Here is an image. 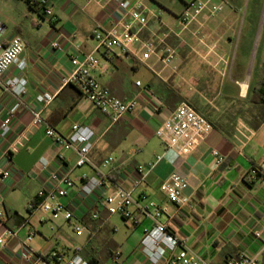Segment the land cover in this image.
I'll return each instance as SVG.
<instances>
[{"label": "crops", "instance_id": "1", "mask_svg": "<svg viewBox=\"0 0 264 264\" xmlns=\"http://www.w3.org/2000/svg\"><path fill=\"white\" fill-rule=\"evenodd\" d=\"M116 1L127 0H47L55 18L51 22L28 0H0V46L20 38L19 61L24 64L23 72L11 67L3 80L23 78L26 105L40 110L58 134L67 136L73 125L93 130L98 140L90 154L92 164L100 166L113 158L110 166L102 168L108 178L105 193L110 183L129 189L126 169L147 166L160 157L134 196L144 193L164 206L160 221L203 264H226L241 256L264 264V17L239 14L238 0H222L224 7L218 15L204 14L184 25L179 19L181 0V10L174 9L176 3L167 6L163 0H129L146 18L144 26L133 24L131 31L142 41L152 42L158 53L174 52L166 67L158 54L142 60L138 44H132L126 56L96 48V32L121 35L130 22L115 10ZM61 33L75 35V39H66L61 50H52L51 42ZM87 54L99 61L92 76L102 87L119 100L138 102L134 111L114 125L74 87L59 89L60 80L72 72L70 58ZM233 54L240 65L230 69ZM44 93L55 95L52 102L36 106L35 97ZM180 103L194 109L212 130L191 154L179 157L155 131ZM10 104L0 88V122ZM30 122L29 114L22 112L8 136L0 137V169L12 172L10 179L0 180V222L18 231L0 250V264H29L28 248L39 255L54 251L71 258L78 254L88 263L149 264L140 241L150 223L135 215L137 223L125 222L127 228L119 233L109 224L114 216L107 215L100 197L80 202L81 177L92 178L95 172L90 166L74 169L73 152H63L62 159H57L56 147L44 128L32 127ZM17 138V151L9 153V145ZM212 151L222 157L220 164ZM252 170L256 176L250 174ZM68 171L74 188L62 202L79 207L81 237L72 228L71 233L66 230L69 225L64 222L49 225L37 216L39 211L30 210L38 190L51 186L50 174ZM172 174L186 181L182 195L188 203L180 209L159 191ZM30 232L35 236L25 243ZM115 251L121 254L117 263L112 260Z\"/></svg>", "mask_w": 264, "mask_h": 264}, {"label": "built area", "instance_id": "2", "mask_svg": "<svg viewBox=\"0 0 264 264\" xmlns=\"http://www.w3.org/2000/svg\"><path fill=\"white\" fill-rule=\"evenodd\" d=\"M91 2L92 0H87ZM183 10L179 15L181 22L186 25L195 21L201 15L216 16L223 10L224 3L222 0H181ZM32 7L39 8L45 17L51 22L55 21L52 11L47 6V0H28ZM115 10L122 17L129 18L130 22L121 35L114 32H96L93 39L96 42V48L102 49L106 54L117 52L121 56L130 54V46L138 44L143 51L142 60L148 59L149 56L158 54V60L163 66H170L174 59V52L170 49L156 52L152 42L142 41L136 32L131 31V25L138 24L144 26L146 18L136 8L132 7L131 1H116ZM73 40L75 35L66 37L59 34L51 42L52 50H61L64 40ZM23 51V44L20 38L15 37L5 46H0V88L2 92L11 100V104L2 114L0 122V137L6 138L16 119L26 112L31 118L32 127H43L45 135L52 140L57 150V159L61 160L63 152H73L75 154V163L73 168L80 169L90 166L95 172L92 178L81 177L82 184L78 199L85 203L90 198H101L102 204L108 216H118L124 222L136 224V217L140 216L150 223V228L144 229L143 238L140 241V248L149 264H203L194 252H192L185 241L178 240L174 235L167 231L165 223L160 221L164 215V206L150 201L146 194L139 193L137 197L134 192L143 183L146 173L159 162L160 157H156L154 162L147 166H136L127 168V181L129 189H123L112 183L109 184V192L105 193L108 178L102 172V168L108 167L113 163V158L108 157L102 161L100 166L92 164L90 154L98 138L93 130L89 127L73 125L67 136L58 134L54 128L49 126L41 117L40 110L28 107L25 103L27 95L26 81L21 77H13L3 80V76L11 67L21 73L24 70L23 62L19 57ZM72 72L66 78L59 82V89L66 86L74 87L80 95L89 101L102 115L106 116L110 124H116L124 115L134 111L138 106L136 99L122 101L110 94L102 87L92 73L98 69L99 61L93 54L83 55L81 58H70ZM136 86H140L136 82ZM54 94L44 93L35 97L34 103L38 107H45L50 104ZM212 130L209 123L188 104L180 103L170 115L161 123L155 131V136L160 139L167 149L173 151L176 156H187L200 145ZM264 136V122L262 126ZM15 139L9 147V153L17 151V141ZM216 164L222 162V157L216 152H211ZM71 171V170H70ZM58 175L53 172L49 179L51 186L38 190L36 202L30 206L31 211H42L48 214L51 220H61L69 225L76 237L83 234L82 226L79 222V207L72 204H64L69 192L74 188V182L68 175ZM256 176V170L250 172ZM12 177L11 170L0 169V180L6 181ZM186 186L185 179L177 174L170 175L160 186L159 191L165 197L169 204L177 209L187 205L188 201L183 197L182 192ZM2 213L0 212V219ZM95 218V216H93ZM18 231H12L5 228L0 222V250L6 247L7 240L16 238ZM35 232H30L25 238V243L32 241ZM258 236V235H257ZM120 252L115 251L112 257L113 262L117 263L120 258ZM27 258L29 264H89L78 254L71 258H65L63 254L51 251L48 254H36L31 249H27ZM226 264H259L253 257L241 256L236 260H230Z\"/></svg>", "mask_w": 264, "mask_h": 264}, {"label": "rangeland", "instance_id": "3", "mask_svg": "<svg viewBox=\"0 0 264 264\" xmlns=\"http://www.w3.org/2000/svg\"><path fill=\"white\" fill-rule=\"evenodd\" d=\"M164 3L170 5L172 2L176 3V6H173L175 10H181L182 4L180 3V0H163ZM241 3V6L237 9H239V14H246V15H253V16H260V18L264 17V0H238ZM167 9V8H166ZM177 30L180 29L181 25L179 22H177ZM183 58V55H182ZM233 65H240L239 59L235 57V54L232 55L231 60L229 61V66L230 69L233 67ZM37 216H41L44 219H46V223L52 226L59 225L60 224V219L51 222H48L47 220L50 219V216L48 214L43 213L42 211H39L37 213ZM110 225H113L119 229V233H122L127 226L125 225V222L118 216L112 217V219L109 222ZM69 230L71 233L72 231L70 230V226H66V230ZM116 243H120V240L114 239Z\"/></svg>", "mask_w": 264, "mask_h": 264}, {"label": "trees", "instance_id": "4", "mask_svg": "<svg viewBox=\"0 0 264 264\" xmlns=\"http://www.w3.org/2000/svg\"><path fill=\"white\" fill-rule=\"evenodd\" d=\"M89 264H96L93 260L89 261Z\"/></svg>", "mask_w": 264, "mask_h": 264}]
</instances>
